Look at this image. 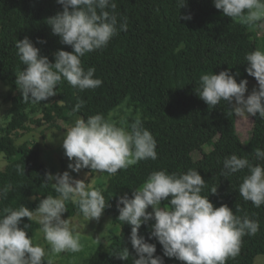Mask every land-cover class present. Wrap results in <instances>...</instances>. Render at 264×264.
<instances>
[{"label":"trees","instance_id":"16d2710c","mask_svg":"<svg viewBox=\"0 0 264 264\" xmlns=\"http://www.w3.org/2000/svg\"><path fill=\"white\" fill-rule=\"evenodd\" d=\"M115 3L117 35L105 48L81 58L83 68H94V78L101 79L102 84L80 91L62 80L55 96L33 103L23 99L15 84L17 74L25 67L15 45L17 40L27 37L51 63L55 62L58 50L71 52L72 48L61 44L60 37L53 35L47 24V19L62 12L63 6L57 0H0V81L10 86L6 101L11 105V120L2 128L4 136L0 134V152L8 161L5 170L0 171V189L12 186L6 197L0 198V216L6 207L17 210L23 205L35 210L40 199L58 195L53 180L47 181L50 172L38 145L30 141L17 144L20 134L30 133L31 124L66 134L77 119L86 120L96 114L129 129L139 119L157 142V159L141 160L115 175L108 174L107 186L95 188L105 197L108 206L103 211L120 233L112 234L107 249L97 250L86 264H133L138 257L129 239L131 225L118 220L119 198L125 193L132 198V192L153 171L182 174L189 169L197 170L205 180L201 195L208 196L214 207L227 205L235 215L258 221V232L244 236L239 254L226 261V264H255L259 256H264V205L257 208L239 194V186L249 174L247 168L227 176L222 173L226 171L224 159L232 154L252 163L255 149L264 144V119L259 114L254 117L252 137L245 144L231 107L221 101L215 108H209L196 89L202 74L221 71L232 75L241 71L257 82L246 71L245 56L260 50L259 27L224 16L214 7L213 0H186L181 8L178 0H115ZM186 16L191 19H184ZM124 18L127 31L119 30ZM78 100L84 104L73 112ZM118 109L122 110L115 113ZM38 113L41 117L31 119V115ZM113 113L117 117L123 113L124 117L113 116L111 120ZM205 147L212 151L204 153ZM197 152L203 154L201 160H195ZM18 166L24 169V174L17 171ZM212 187H217L216 194L211 193ZM169 200L161 203L170 208ZM66 208L63 214L66 218L82 214L71 201L66 202ZM154 222L142 224L138 234L156 245L154 256L162 257L164 264H184L164 256L162 245L151 237ZM25 224L29 225L26 229L29 237L40 229L37 222L27 217L22 218L19 227ZM125 248L129 252L126 260L121 259Z\"/></svg>","mask_w":264,"mask_h":264},{"label":"clouds","instance_id":"9594fccd","mask_svg":"<svg viewBox=\"0 0 264 264\" xmlns=\"http://www.w3.org/2000/svg\"><path fill=\"white\" fill-rule=\"evenodd\" d=\"M57 3L63 6V11L48 18L47 24L52 34L60 37V43L70 46L72 51L58 50L54 54L55 62L51 63L27 37L17 40V55L25 67L17 74L15 84L25 101H47L56 95L55 89L62 80L80 91L102 84L101 79L94 78V68H83L81 58L105 48L117 35L115 0H57ZM185 3L186 0H178L180 8ZM213 3L232 20L264 27V0H213ZM184 19H191V16ZM119 30L127 31L126 18L119 24ZM245 60L246 71L258 82V90L254 88L245 96L248 81L237 83L229 71H221L202 74L196 93L209 108L224 101L238 117L259 114V118L264 119V51L255 50L247 54ZM83 104L78 100L73 112L79 111ZM156 143L139 119L129 129L118 127L102 114H96L86 120L77 119L67 129L62 147L69 161H73L68 165L73 172L91 169L115 175L141 160L157 159ZM255 156L264 160V150L255 149ZM223 168L225 176L247 168L249 174L240 184L239 194L257 208L264 205V165H254L247 158L232 154L224 159ZM17 171L24 174L19 166ZM52 180L56 182L52 185L58 195L40 199L35 210L23 205L17 210L3 209L0 264H53L52 254L82 250L79 234L70 227L69 219H62L67 211L66 202L75 204L86 220L99 219L108 206L105 197L85 181L73 179L68 171L47 174V181ZM11 187L9 184L0 189V198L6 197ZM205 187L206 182L197 170L189 169L182 174L153 171L143 185L132 192V198L127 193L119 198L118 220L131 225L129 239L138 257L133 264H164L162 257L154 256L156 245L138 234L141 225L149 221H155L151 225V237L162 245L164 256L184 264H226L229 257L239 254L242 238L258 232V221L235 215L227 205L214 207L208 196L201 195ZM210 191L216 194L217 187ZM164 200H169L170 208L161 207ZM149 206L151 212L147 211ZM25 217L40 225L43 238L50 246L49 252L34 244L32 237L27 235L29 225L19 227ZM128 255L125 248L121 259L126 260Z\"/></svg>","mask_w":264,"mask_h":264},{"label":"rangeland","instance_id":"374dc122","mask_svg":"<svg viewBox=\"0 0 264 264\" xmlns=\"http://www.w3.org/2000/svg\"><path fill=\"white\" fill-rule=\"evenodd\" d=\"M258 37L261 40L260 50L264 51V27H259ZM233 76L236 78L237 83L244 79L248 81V91L245 93V96L250 94L254 88L256 90L259 89L258 82L249 80L241 71L235 72ZM9 91L10 86L5 82L0 81V134L2 136H4V133H2V128H6L9 124V121L11 120V115L9 112L11 105L6 101ZM123 106H127V104H124ZM123 106L121 108H123ZM120 110L122 109H118L115 113L119 112ZM115 113L112 114L110 118L111 120ZM39 117H41L40 113L31 115V119H36ZM114 117L116 118L117 116ZM123 117V113H120L117 118L119 119ZM237 120L242 141L247 144L252 137L254 117L237 116ZM71 126L72 125L69 127ZM31 128L32 130L30 133L20 134L17 144H22L24 141L36 143L42 152L43 162L48 168L50 174L56 175L57 173L62 174L63 172L68 171L73 179L83 180L86 184L93 188L107 186L109 180V177L107 178V173H93L89 169H81L79 173H76L68 168L69 163L73 161H69L64 153L62 143L65 134L63 132L47 130L45 126L38 128L33 124H31ZM260 149L264 150V144ZM211 151L212 149L208 147L204 148V153ZM194 158L195 160H201L203 158V154L201 152H197L194 154ZM252 163L254 165H264V160H258L256 156H254L252 158ZM7 165L8 161L5 154L0 152V171H4ZM53 182L56 183L55 180H53ZM161 207L163 208L165 206L161 203ZM147 211H152L151 206H149ZM62 219H69L70 227H72L74 231L79 234L80 243L83 245V248L77 253L65 252L58 255L52 254L53 263L56 264H86L97 250L107 249L110 244V237L112 234L120 233L119 228L113 224L112 218L104 211L102 212V215L99 219L86 220L82 214L76 215L73 218H66L62 215ZM32 239L34 244L44 247L46 252L50 251V246L44 240L43 233L40 231V229L35 233ZM255 264H264V256H259L256 259Z\"/></svg>","mask_w":264,"mask_h":264}]
</instances>
